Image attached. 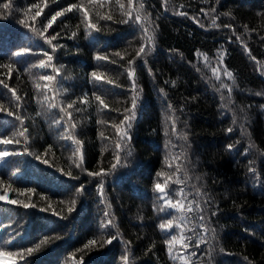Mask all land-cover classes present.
<instances>
[{
    "label": "trees",
    "instance_id": "1",
    "mask_svg": "<svg viewBox=\"0 0 264 264\" xmlns=\"http://www.w3.org/2000/svg\"><path fill=\"white\" fill-rule=\"evenodd\" d=\"M121 2L127 5V0ZM133 2L143 3L153 21L155 49L144 60L136 61L139 101L126 142L132 156L126 158V153H121L116 170L110 171L116 163L117 140L111 125L123 119L120 113L125 107H131L126 69L142 42L140 30L119 23L122 17L116 0L92 5L87 0H0V17H7L0 18V64L18 60L10 75L0 68V80L21 97L17 110L10 103L11 93L0 84V104L21 115L28 128L27 152L23 139L19 144L0 145V151L22 153L0 160V180L5 185L11 183L14 189L34 188L30 197L12 190L7 194L10 200L37 205L24 209L0 201V251L14 253L11 258L0 257V264H25V259L30 264H125V254L127 264H180L169 257L164 240L170 237L159 228L162 219L178 217L180 212L169 210L164 216L158 211L164 205L154 188L156 183L166 185L165 192L173 203L180 201L187 206L192 201L203 209L193 207L186 212L185 224L170 230L178 239L181 231L191 237L189 247L177 245L174 254L195 251L193 260L208 264V243L196 247L203 215L205 226L216 230L211 264H264V0H168L167 10L165 0ZM4 4L10 7L4 8ZM33 4L39 8H32ZM70 4H83L100 31L86 35L82 13L74 9L57 17L44 35L59 33V37L52 45L45 43L33 29L43 31L52 16ZM39 9H43L40 16H35ZM181 11L186 15L176 14ZM97 13L110 14L113 20H101ZM213 19L218 27L212 26ZM73 31L77 37L69 39ZM22 48L30 51L13 57ZM116 51L124 60L112 56ZM44 52L53 55V61L41 70L34 65L46 59ZM96 54L117 63L96 61ZM220 54L222 64L217 63ZM53 67L59 70L58 75ZM213 67L219 68L220 81L212 75ZM225 68L233 73L235 83L224 76ZM93 71L100 73L99 80L91 76ZM41 74L57 76L59 86L55 82L49 85L55 91L45 93L42 86L46 82L38 79ZM107 79L114 84H107ZM221 82L232 89L231 93L228 88L216 91ZM36 83L41 84L40 89ZM94 91L108 107L94 99ZM53 96L55 108L50 107ZM73 101L68 123L59 105L67 109ZM98 119L104 123L97 124ZM59 120L64 123L57 124ZM72 124L76 125L73 135L79 146L62 139L67 135L65 128ZM229 127L232 132L227 131ZM19 128V121L0 112V138H14ZM182 135L187 140L181 139ZM228 144L236 147L229 152ZM76 147L84 156L82 168L110 171L103 177V198L97 188L101 177H89L87 171L76 167ZM249 167L255 174L248 172ZM69 171L79 179L66 175ZM157 172L163 175L157 176ZM177 178L183 183H175ZM81 184L85 189L77 195ZM72 199L77 205L69 214ZM213 211L216 216L211 215ZM108 219L116 227L100 229V223ZM113 235L116 239L106 243ZM45 237L51 239L38 252L21 258L23 249L35 247ZM90 240L94 243L89 244Z\"/></svg>",
    "mask_w": 264,
    "mask_h": 264
},
{
    "label": "snow or ice",
    "instance_id": "2",
    "mask_svg": "<svg viewBox=\"0 0 264 264\" xmlns=\"http://www.w3.org/2000/svg\"><path fill=\"white\" fill-rule=\"evenodd\" d=\"M53 2L55 3L56 0H53ZM100 2H101V0H87V3L89 5L97 4ZM116 3L119 6L120 16L122 17L119 20V23L127 24L130 27H137L141 32L140 40L142 42L140 43L138 50L135 52V57H133L127 61V64H128V67L126 69L127 77L131 81V90H132L131 107L130 108L125 107L123 110V113H120V115H123V119H120L119 123H113L111 125V127H113L115 129L117 140L115 143L116 155L114 157V159L116 160V163H114L110 166V171L116 170V168L120 162V159H121V153H126V158L132 156V151L130 148L126 147V142L128 140H130L129 130L132 128V121L136 117L137 108H138V101H139V95L137 94L138 85H137V81H136V76L138 74L136 61H137V59L144 60L145 57H147L150 53H152L155 49V41H156V28L153 27V21L150 19V16L145 13V5L143 3H139L138 5H135L133 0H127V5L122 3L121 0H116ZM3 7L9 8L10 5L4 4ZM31 7L32 8H39V6L36 4L31 5ZM164 7H165V10H167L168 0H165ZM74 9L79 11L80 13H82L81 21L84 24L86 35L90 36V35H92L93 31H96V32L100 31V29L97 27V24L93 23L92 20L89 18L90 13H89V11L85 10V7L83 4H81V5L70 4L66 9H63L62 11H57L55 13V15H53L52 18L48 21V23L44 26L43 31L38 30V29H33V31L36 33V35L39 38L44 39L45 43L52 45V42L58 39L59 33H57L54 36H45L44 33L47 32L48 28H50L52 26V23L54 21H56L57 17L62 16L64 14V12H73ZM42 10L43 9L37 10L35 13V16H40ZM201 11H203V9H201ZM213 11H215V9H213ZM176 14L180 15V16L186 15L182 11L178 12ZM97 15L99 16V13H97ZM225 15H227V13H225ZM0 18H7V17H0ZM32 19L34 20L35 17H32ZM99 19H101V20H113V16L110 14L109 15H103V16H99ZM20 22L22 24L24 23L23 20H21ZM212 26L218 27L215 19L212 20ZM225 27H230V25L226 24ZM245 29L247 30V25H245ZM233 34L235 35V31L233 32ZM75 37H77V32L73 31L71 33V36H69L68 38L73 39ZM236 38H237V40L241 39L240 36H237ZM28 51H30L28 48H22L20 51L13 53V57L19 58L24 53H27ZM52 51H53V53L56 51L55 45L52 46ZM245 51H247V47H245ZM43 55L46 57V59H40L38 65H34V67H38L41 70L47 69L49 66H51L52 61H53V55L49 54L48 52H44ZM249 55H251V53H249ZM112 56L113 57H120L121 60H124V56L119 51L113 52ZM11 59L12 58L10 57V60ZM93 59L96 61H108V63H112V64L117 63L116 60H114V59L110 60L109 57L106 55L96 54L93 56ZM252 59H255V57H252ZM16 62H18V60H13L12 63L0 64V68H3L6 70V72L4 73L5 75H10L12 73V71L14 70L13 64ZM145 63H147L146 60H145ZM217 63L218 64L223 63V54H220ZM52 70H53V72H56L58 75V71H59L58 69L53 67ZM25 71H27V69H25ZM149 71L151 73V70H149ZM211 72L217 81L221 80V74H220L219 68L213 67L211 69ZM223 74L228 79L233 80V83H235V81L233 79V73L231 71L227 70V68L224 69ZM262 74H264V73H262ZM91 76L96 78L97 80H99L100 73L97 71H93L91 73ZM38 79H39V81L46 82L42 86L45 93H47V91H50V90L55 91L54 88L53 89L49 88V85L52 84L53 82L56 83L57 87L59 86V81L57 80V76L41 74V75H39ZM106 83L109 85H112V84H114V81L111 79H107ZM165 83H167V81H165ZM172 83L175 84V81H173ZM0 84H3V87L8 89V91L11 93L12 101L10 103H13L15 105L16 109L19 110V108H20L19 101H20L21 97L18 96L16 90L13 88H10L9 85L7 83H5L3 80H0ZM35 87L37 89H40L41 84L36 83ZM115 87H120V85L116 84ZM223 88H228L229 93H231V91H232V89L227 84H225L223 82L220 83V86H219V88L216 89V91L219 92ZM161 92H163V89H161ZM92 95H93L94 99L96 101H98L102 107H105V108L108 107V105L105 103V99L102 97V95L97 94L95 91L92 93ZM223 98L224 97L221 96L222 100H223ZM45 99H47L46 96H45ZM54 101H55V96H53L52 102L50 103V107H52V108H55L57 106ZM85 102L86 101H84V100L81 101V103H85ZM74 104H75V101H73L72 103H69L67 105V109L64 107V105L62 103L59 105V110L62 114H64V116H66L68 118V121H67L68 123H70L72 120V112L68 111V109H72ZM168 108L172 109L173 105L169 104ZM77 111H79V109H77ZM240 111L244 112V109H241ZM0 112H6L8 116L14 117V119L16 121H19V123H20V128L17 129L16 132L14 133V138H8V137L0 138V145L6 146V145H9L12 143L19 144V143H21V139H23L25 151L27 152V150H28V137H27L28 128L24 126L25 120L21 117V115L17 114L16 112L5 109L2 104H0ZM38 115H39V113H38ZM96 122H97V124L104 123L103 120H99V119ZM236 122H237V117L234 114L233 118H232V123L235 124ZM56 123L61 124V123H64V121L59 120V121H56ZM75 127H76L75 124H72L71 128L66 127L65 131H66L67 135H63L62 139L71 140L73 145L79 146L80 141L78 139H76L75 135H73V130L75 129ZM227 131L232 132L233 129L231 127H229L227 129ZM172 133H173V135H175L177 133V127H176L175 120H173V123H172ZM101 135L103 136V133H101ZM104 138L107 139V137H104ZM181 139L187 140V136L182 135ZM226 147H227V150L229 152H231L236 147V144H228ZM250 147H255V146L250 145ZM20 154H22V153H15V152L10 153L7 150L0 151V160L5 159L9 155H20ZM28 154L31 155L32 153L29 152ZM75 154L79 155V162L76 163V167L78 169H80L81 172L87 171L86 169L81 167V165L84 163V156L81 153L80 147L75 148ZM182 155H183V153H182ZM44 162L46 163V161H44ZM249 163L251 164L252 162L250 161ZM179 170H180V166L177 165V171H179ZM110 171L106 172L104 169H101L100 171H87V175L89 177H101V182L97 185L98 192H99L101 198H103V194H104L103 177L110 174ZM248 172L255 174V169L253 167H249ZM13 175H15V173H13ZM66 175H68L72 179H79V176L73 175V173L71 171L67 172ZM156 175L161 176L163 174L161 172H157ZM185 179H187V176H185ZM197 179H199V177H197ZM175 183L181 184V183H183V181H181L179 178H177ZM0 188L4 189L3 192H0V201H6L10 205H19L20 207H23L24 209L35 208L37 206L34 203H26V202H22L20 200H10V199H8V194H7L8 190H12V191H16L19 195H24L27 193L30 197L31 194L33 192H35L34 188L14 189L12 187L11 183L5 185L3 180H0ZM154 188H155L156 192H158L160 194V199L163 201V205H164L163 207H160L158 209L159 212L163 213L164 216H167L170 214L169 210H179V212H180V215L178 217L173 216L172 219H162V222L159 224V228L165 232L166 236L170 237V238L164 240V243L168 246L169 257L174 262L177 260L180 261V264H197V262L193 260V257L196 256L195 251L191 252L190 254H180L179 252H175V254H174V251H175L177 245H179V248H181V249L188 248L189 247V241L191 240V237H186L184 235L183 231H181L180 237L178 239L177 236L173 235L170 230H172L174 228L180 229L181 226L184 225L186 220H187L186 212L193 211V207H195V209H197L201 212H203V209L200 207L199 204L193 205L192 201H189L187 206L182 205L180 201H176L175 203H173V201L167 197V193L165 192L166 185H161L160 183H156L154 185ZM84 189H85V186L83 184H81L80 187L76 189V194L81 195L83 193ZM181 194H183V193H181ZM200 194H201L200 190L197 189V195H200ZM41 199H44V197H41ZM61 203H64V202L61 201ZM76 205H77V200L72 199L70 202V205L67 207V212L69 214H71L75 210ZM185 208H186V211H185ZM40 210L46 211V209H44V208H41ZM53 214L55 215V213H53ZM108 215L109 214L107 212H105V216L107 217ZM211 215L216 216L217 213L215 211H213V212H211ZM61 218L66 219L67 217H61ZM177 220L179 221L178 223H176ZM200 221L201 222H200L199 227L201 230V235L197 236V238H196V247H197V249H199V246L201 244L208 243V246H209L208 247V253H207L209 256L208 264H211L212 241L215 240L216 230L210 229L209 227L205 226V220H204L203 215L200 216ZM109 226L110 227H116L113 224V221L111 219H108L106 221V223L101 222L99 225L100 229H102V230L107 229ZM190 230L194 231V229H190ZM209 231L212 233L211 237H209L207 235V233ZM50 239H51L50 237H45L38 244H36L35 247H28L26 249H23L20 253L21 258H24L25 255L29 256V257L32 256L34 253L38 252L41 249L42 245L48 243ZM114 239H116L115 235L111 236L110 239L108 241H106V243H111V241ZM92 243H94V241L90 240L89 244H92ZM85 247H87V245H85ZM101 247H103V244H101ZM221 251H223V249H221ZM126 252H127V248H126ZM13 255H14V253H11V252L0 251V257L7 256L8 258H11ZM123 259L125 261V264H127L128 256L126 254L123 256ZM245 259H247V257H245ZM25 264H30V262L25 259Z\"/></svg>",
    "mask_w": 264,
    "mask_h": 264
}]
</instances>
